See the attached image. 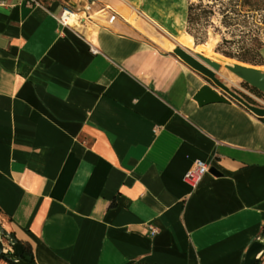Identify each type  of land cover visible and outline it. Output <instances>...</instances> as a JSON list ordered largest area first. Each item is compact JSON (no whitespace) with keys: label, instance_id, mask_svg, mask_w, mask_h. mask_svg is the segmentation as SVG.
Wrapping results in <instances>:
<instances>
[{"label":"crops","instance_id":"1","mask_svg":"<svg viewBox=\"0 0 264 264\" xmlns=\"http://www.w3.org/2000/svg\"><path fill=\"white\" fill-rule=\"evenodd\" d=\"M37 1L0 0L2 228L36 264H242L264 227V116L199 106L178 59L124 35L176 0ZM65 7L106 24L82 34ZM195 160L221 175L191 186Z\"/></svg>","mask_w":264,"mask_h":264},{"label":"trees","instance_id":"2","mask_svg":"<svg viewBox=\"0 0 264 264\" xmlns=\"http://www.w3.org/2000/svg\"><path fill=\"white\" fill-rule=\"evenodd\" d=\"M218 18L214 25L213 18ZM186 31L203 40L212 26L222 36L218 51L224 56L254 66H264V0H187ZM257 96L263 94L244 82ZM250 102H254L248 97ZM264 235V227L261 236ZM14 241L20 242L10 233ZM21 243V242H20ZM22 244V243H21ZM23 245V244H22ZM24 255L36 264L31 250L23 245ZM0 258L9 259L0 253ZM260 259L256 262L259 264Z\"/></svg>","mask_w":264,"mask_h":264},{"label":"water","instance_id":"3","mask_svg":"<svg viewBox=\"0 0 264 264\" xmlns=\"http://www.w3.org/2000/svg\"><path fill=\"white\" fill-rule=\"evenodd\" d=\"M173 53L182 60L189 68L195 70L206 78L210 79L217 86H219L224 92L229 94L236 102L241 104L249 112L253 113L257 117L264 116V107L254 105L235 92L230 90L223 82L216 78V72L219 71L221 65L215 61H212L200 54H192L182 46H177L173 49ZM225 67L238 76L243 82L247 83L251 87L257 89L264 94V68L262 66H254L247 63L235 61L232 64H226ZM193 99L199 106H203L214 102H225L227 99L224 95L213 89L208 85L201 86L194 94ZM209 173L215 176H220L221 173L214 167L209 168ZM14 250L16 257V264H32L30 258L24 255L23 245L14 241L10 234L7 233L0 223V253L3 252L4 241ZM264 254V235L260 239L254 240L245 252L242 264H256V262Z\"/></svg>","mask_w":264,"mask_h":264},{"label":"rangeland","instance_id":"4","mask_svg":"<svg viewBox=\"0 0 264 264\" xmlns=\"http://www.w3.org/2000/svg\"><path fill=\"white\" fill-rule=\"evenodd\" d=\"M174 3V6H177V10H174L172 12H169L168 17L166 18V20H164L163 22H165L166 25H162V27L160 26H155V25H151L149 27H143L144 32H140L138 31L136 28H124L125 29V34L127 37H130L136 41H142L144 43H146L147 45H151L154 48L160 49L162 51H167L171 56H173L174 58L178 59L183 65H185L186 67H188L182 60H180L174 53H173V49L176 48L177 46H179L178 42L176 41L175 38H173V30L174 28H179L181 32H187L186 31V22H185V14L182 15L181 14V9L180 7V2L178 0L176 1H172ZM186 4V3H185ZM66 8V7H65ZM72 12H77L80 16V21L84 22L85 25L88 27V36L90 35H95L98 31V24H106V17L107 14H103V13H99L98 11L95 13V15H91L89 10H84V11H77V10H73L71 8H69ZM152 19L154 20V24H155V18L152 17ZM213 23L214 25H218V18L214 17L213 19ZM72 28H74L73 26H71ZM75 30H77L76 28H74ZM78 31V30H77ZM118 33L120 32V28L117 30ZM80 33H82L81 31H79ZM100 34L101 35H106L108 34V32L106 30H100ZM188 33V32H187ZM83 34V33H82ZM221 34L217 31L214 30V28L212 26H209L207 28V36L201 40L203 42L205 41H209L211 43L214 44V49L216 52L220 53L218 51V46L221 42ZM221 55H223L222 53H220ZM262 54L264 56V48L262 50ZM224 56V55H223ZM226 57V56H224ZM229 58V57H226ZM232 60H235L233 58H229ZM237 61V60H235ZM264 68V66H262ZM189 68V67H188ZM189 70L196 76H198L201 81H202V86L203 85H208L210 87H212L213 89H215L216 91H218L219 93H221L222 95H224L226 97V99L234 101V99L227 94L226 92H224L219 86H217L214 82H212L210 79L206 78L205 76L201 75L200 73L196 72L195 70L189 68ZM227 71H229L226 68ZM216 78H218L221 82H223L230 90H232L233 92H235L237 95H239L240 97H242L243 99H245L246 101L250 102L248 100V97H250L254 102H250L254 105L260 106V107H264V94L263 96H257L255 94H253L252 92H250V90L247 88V86L244 85V82L239 79L238 81H233L231 79H229L226 74L224 72H220L219 71L216 72ZM191 88L194 90L195 88H197V86H192ZM5 241V240H3ZM264 256V254H263ZM262 256V257H263ZM261 257V258H262ZM260 258V259H261Z\"/></svg>","mask_w":264,"mask_h":264},{"label":"bare ground","instance_id":"5","mask_svg":"<svg viewBox=\"0 0 264 264\" xmlns=\"http://www.w3.org/2000/svg\"><path fill=\"white\" fill-rule=\"evenodd\" d=\"M91 15H95L97 10L95 8H90L89 9ZM80 16L77 12H72L71 14L66 16V21L69 25L73 26L76 28L78 31H81L83 34L88 36V27L85 25L84 22H81ZM173 38L176 39L178 44L182 46L183 48L187 49L189 52L192 54H200L212 61H215L221 65L220 67V72H224L226 76L233 80V81H238L240 78L236 76L234 73L231 71H227L225 65L226 64H232L235 62V60L229 59L221 55L220 53L216 52L214 49V44L209 42V41H201L200 39L192 36L191 34L187 32H181L179 28H174L173 30ZM263 68V67H262ZM183 69L186 72L188 76V80L190 85L192 86H201L202 81L201 79L194 75L188 67L183 65ZM172 71V70H171ZM170 71V75L174 74ZM179 82L183 83V79H178ZM181 83V84H182ZM194 104V103H193Z\"/></svg>","mask_w":264,"mask_h":264},{"label":"built area","instance_id":"6","mask_svg":"<svg viewBox=\"0 0 264 264\" xmlns=\"http://www.w3.org/2000/svg\"><path fill=\"white\" fill-rule=\"evenodd\" d=\"M26 3H28L29 5H34V4H38V1L37 0H26ZM71 13H72V11L69 8H63L61 10L59 17H58L60 24H62L64 26H70L71 27V25H69L66 21V16L71 14ZM208 173H209V165L206 164L205 162L201 161V160H195L191 164L189 169L187 170L186 175H185V180L191 186H196L197 184H199L202 181L204 176ZM152 232L153 233L156 232V229L152 228ZM2 254L9 257V259L0 258V264H16L15 263L16 257L14 255V250H13L12 246H10L6 243V241H4Z\"/></svg>","mask_w":264,"mask_h":264}]
</instances>
